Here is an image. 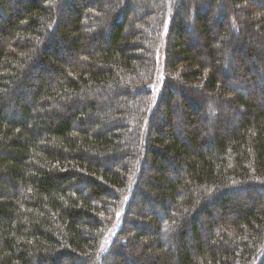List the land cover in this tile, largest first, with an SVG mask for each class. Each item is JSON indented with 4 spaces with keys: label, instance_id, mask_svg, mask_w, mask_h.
<instances>
[{
    "label": "trees",
    "instance_id": "1",
    "mask_svg": "<svg viewBox=\"0 0 264 264\" xmlns=\"http://www.w3.org/2000/svg\"><path fill=\"white\" fill-rule=\"evenodd\" d=\"M258 97L264 0H0V264H264Z\"/></svg>",
    "mask_w": 264,
    "mask_h": 264
},
{
    "label": "rangeland",
    "instance_id": "2",
    "mask_svg": "<svg viewBox=\"0 0 264 264\" xmlns=\"http://www.w3.org/2000/svg\"><path fill=\"white\" fill-rule=\"evenodd\" d=\"M246 5L248 6V7H257L256 6V4H253V3H251V2H248L247 1V3H246ZM140 9L138 10V9H136L135 7H133L132 9H131V12H132V15H134V16H137V15H139L140 14ZM88 19V18H87ZM214 24H212V25H210V32L213 34V35H218L217 34V31H216V28H215V26H213ZM239 27H243L242 25L241 26H239ZM126 30H128V31H132L133 29L132 28H128V29H126ZM200 42L201 43H204V41H203V39H200ZM2 44L3 45H6L7 44V42H6V39H2ZM215 47L216 48H218V46L217 45H215ZM202 48V50L205 52V51H207V49H206V47L204 46V47H201ZM195 50H193V53L195 54ZM195 56H197L196 54H195ZM244 95V97L246 98V99H250L251 98V96L250 95H245V94H243ZM180 98H174V104H176L177 102H178V100H179ZM99 101V100H98ZM100 102V101H99ZM257 103L259 104V106L261 107V109H263L264 110V101L261 99V98H257ZM256 103V104H257ZM205 109H207V106L205 107ZM205 109H203V110H205ZM226 110V109H225ZM225 110H223L224 112H225ZM210 112V111H209ZM221 121H223V118H221L220 119V122ZM208 122V126L210 127V130H212V131H214V127H213V125H214V118H212V121L210 122L209 120L207 121ZM107 124H106V126H105V129L107 128V127H109V121L108 122H106ZM166 128H168V127H166ZM231 129H232V127H231ZM102 131H103V129H102ZM231 131V130H230ZM145 171H146V174H151L153 171H152V169L150 168H147V169H145ZM240 198V197H239ZM234 199H236V197H234ZM139 206H140V204H138ZM203 232V231H202Z\"/></svg>",
    "mask_w": 264,
    "mask_h": 264
}]
</instances>
